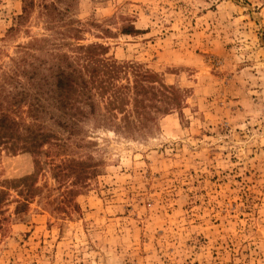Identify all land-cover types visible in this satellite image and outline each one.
<instances>
[{"label": "rangeland", "instance_id": "1", "mask_svg": "<svg viewBox=\"0 0 264 264\" xmlns=\"http://www.w3.org/2000/svg\"><path fill=\"white\" fill-rule=\"evenodd\" d=\"M42 2L0 0V264H264V0ZM70 42L118 67L74 135L19 94Z\"/></svg>", "mask_w": 264, "mask_h": 264}, {"label": "trees", "instance_id": "2", "mask_svg": "<svg viewBox=\"0 0 264 264\" xmlns=\"http://www.w3.org/2000/svg\"><path fill=\"white\" fill-rule=\"evenodd\" d=\"M36 5V0H27L24 7V14L20 15V21H24L30 14L31 9ZM42 7L44 13L54 22L55 13L59 11L55 0H43ZM78 29H76V32ZM68 44L73 51L78 53L75 56L77 65L72 57L64 52L59 53L56 57L55 66L50 68V74L39 76V71L35 68V76H32L36 89L32 92L31 89H22L19 93L22 100H27L29 97L30 104L28 112L35 118H39L43 114H51V118L62 128L67 129L71 135L76 134L75 124L80 118L86 117V111L80 103L83 96H86L85 102L89 103L91 112L96 109L92 100V90H97L102 97H105L109 91H114L111 97L114 99L119 97V93L113 80L118 74V67L108 63L99 57V45H83V44ZM110 100V104L113 102ZM57 110L56 116L52 109ZM92 112V113H94ZM55 138V135L49 131L39 129L31 132L25 137L28 148L34 154L40 153L45 144ZM11 149L17 150L16 142L11 143ZM37 163V161H36ZM79 165H83L80 162ZM74 168V167H73Z\"/></svg>", "mask_w": 264, "mask_h": 264}]
</instances>
